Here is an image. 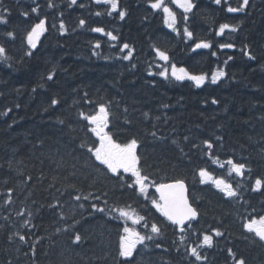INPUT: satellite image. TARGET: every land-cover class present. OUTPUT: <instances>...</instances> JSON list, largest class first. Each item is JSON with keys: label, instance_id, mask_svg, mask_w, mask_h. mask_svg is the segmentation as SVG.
<instances>
[{"label": "trees", "instance_id": "trees-1", "mask_svg": "<svg viewBox=\"0 0 264 264\" xmlns=\"http://www.w3.org/2000/svg\"><path fill=\"white\" fill-rule=\"evenodd\" d=\"M241 2L222 0L216 5L214 0H194L197 7L187 21L193 37L188 39L169 28L162 11L151 9L148 0H119L120 9L127 11L123 20L115 12L96 16L106 6L93 0H77V5L52 0L51 8L49 0H37V5L3 0L0 11L7 8L10 15L7 24H0V44L9 56L0 60V264H125L118 255L123 228L144 234L150 231L142 227L145 222H155L163 231L147 242V248L137 246L133 264H192L194 258L184 252L174 227L151 204L158 198L155 188L144 199L138 190L126 187L132 183L129 173L115 177L79 147L82 142L98 143L79 114L94 113L100 103L110 113L106 131L118 143L138 141L143 173L157 183L187 181L200 213L195 222L198 231L223 232L213 236L211 248L202 250L207 256L203 264H235L228 249L246 264H264V242L243 227L249 218L264 215V188L253 190L255 179H264V0H249L242 12L226 11L228 4L237 7ZM165 4L176 13V27L182 29V9L170 0ZM37 6L39 15L31 12ZM44 17L47 31L31 49L26 33ZM81 19L86 21L83 26ZM225 23L237 31L226 29L218 35ZM95 27L112 32L118 40L91 31ZM9 31L15 33L14 39L7 36ZM201 40L212 47L193 51ZM125 43L133 49L129 60L123 59L128 49L121 51ZM223 43L235 47L220 49ZM157 48L168 54V62L159 58ZM249 51L255 59L245 55ZM172 64L193 75L212 76L220 70L226 75L197 87L191 80L171 78ZM163 68L169 69L168 79L158 74ZM53 99L59 103L52 105ZM205 140L213 142L211 151L221 163L229 158L246 163L251 180L247 173L244 178L227 176V166L218 167L206 154ZM201 168L223 176L234 187L239 182L242 199L226 197L214 185L201 183ZM9 188L13 202L6 205ZM75 195L89 199L76 201ZM57 200L59 205L50 207ZM93 203L105 212L94 211ZM113 206L146 221L112 219L108 209ZM23 209L32 213L35 227L22 226L27 212L23 217L16 213ZM16 232L28 242L20 241ZM77 232L82 240L74 243ZM196 240L192 235L188 245Z\"/></svg>", "mask_w": 264, "mask_h": 264}, {"label": "snow or ice", "instance_id": "snow-or-ice-1", "mask_svg": "<svg viewBox=\"0 0 264 264\" xmlns=\"http://www.w3.org/2000/svg\"><path fill=\"white\" fill-rule=\"evenodd\" d=\"M172 4L177 6L179 9H182L181 21L183 23V28L179 29L176 27L177 25V16L176 13L172 10L171 7L165 4V0H148V4L153 10L162 11L164 14V22L171 28L177 35L183 32V35L191 39L193 37V33L188 30L187 21L189 20V13L193 12V9L197 7L194 0H170ZM93 3L97 5L106 6L105 12L97 11L95 12L96 16H101L103 14H107L111 16L113 12L117 13L119 18L123 20L125 15L127 14L126 10L120 9L119 0H93ZM216 5H221L222 0H214ZM71 5H77V0H70ZM0 5H3V0H0ZM249 6V0H242V2L237 7H232L230 4L227 5L226 11L228 13H237L244 11ZM48 7H54L52 0H49ZM80 7H84L83 4ZM32 13H36L39 15V6L31 9ZM7 15H10V11L7 8H4L0 11V24H7ZM22 15L27 18L29 16V12H23ZM62 15V13H61ZM47 23L48 18L44 17L38 20L33 26H31L30 30L27 31L25 39L27 45L31 49H35L39 42L40 37L47 31ZM86 23L85 20L81 19L79 24L83 26ZM55 26V25H53ZM59 28L62 32L66 31L65 24L61 20ZM226 29H230L231 31H237L235 26L230 24H222L219 26L218 35H223ZM91 31L96 33H101L106 35L110 40L116 41L118 40L117 35H113L112 32H106L103 27H95L92 28ZM8 37L15 38V33L13 31H9L7 33ZM101 47L100 43L97 42L95 44V48L99 49ZM212 47L211 42L201 40L196 42L193 47V51L196 49H209ZM235 45L232 43H223L219 45L220 49H232ZM124 49H128L126 55L123 56V59L129 60L132 57L133 49L130 48L129 44L125 43L122 46L121 51ZM156 53L159 58L165 62L169 61V56L165 51L156 49ZM26 55L31 56L32 52L28 51ZM213 56L216 55L215 52L212 53ZM245 55L249 57V59H255V56L252 53L246 52ZM9 59L8 50L3 45L0 44V60L6 61ZM231 59V57H229ZM160 76L165 79L169 78V69L163 68L162 71L158 73ZM171 78H174L176 81H184L191 80L195 83L197 87H201L205 81L208 79L206 74L201 75H193L188 72L186 68L180 67L177 68L175 64L171 65ZM226 73L223 70L215 72L211 76V82L216 83L221 77L225 76ZM53 78L52 74H49L47 79L51 80ZM87 96V93H85ZM52 105H56L59 103L58 100L53 99L51 101ZM87 103L91 104L92 101H87ZM212 103H217L216 100H213ZM11 111V109H8ZM80 117L87 122V125H90V132L98 138V143L93 142L92 145H88L86 142H82L79 147L84 149L93 159V163L98 162L97 167L104 166L105 170L113 174L115 177H121L122 173H129L130 178H132V183L126 184V187L133 188L138 190L139 194L144 199H149V189L154 187L155 191L159 193L158 198H152L151 204L152 206L166 219V221L170 224V226L174 227V231L179 235V243L184 245V252L191 258L192 264H196V262H200L203 264L204 261L207 260V256L202 254V250L205 247L211 248L214 244L213 236L219 237L223 235L218 228L211 229L212 234H208L207 232H200L195 227V222H198L200 213L196 207L189 201L187 195V186L183 179H177L172 183H157L154 180H151L150 177L143 173L141 168L139 167L140 157L137 155V147L138 141L133 138L126 143H118L116 139L110 134L109 131H106L109 126V110L108 106L104 103H100L98 105V110L94 113L85 114L83 111L80 112ZM155 135V133H153ZM187 139V137H185ZM217 139H220L217 137ZM204 145L208 152L206 153L210 159H213L216 165L220 168H225L227 166L226 175L231 177L233 173L236 176L244 178L246 173L248 174V179L251 180V169L244 162H237L231 158L225 160L223 163L220 162L219 156H214L212 153V149L214 144L211 140H205ZM198 175L201 178V183L212 184L214 185L220 192H222L226 197L235 198L237 201L242 199L241 196V186L239 182H237V186L234 187L233 183L229 180L225 179L223 176L217 177L212 172L208 171L205 168H201L198 171ZM28 180H31L32 177H27ZM264 188V179L257 177L254 181L253 190H260ZM12 192L13 189L9 188L6 193V199L4 203L6 205L12 204ZM91 195V194H89ZM106 195V194H105ZM74 200L80 201L88 200L89 196H81L75 195ZM96 200H100L101 197L96 196ZM59 201L57 200L54 204L50 205V207H57L59 205ZM107 204V200L104 201ZM79 207H83L82 204ZM91 208L96 212H105L104 207H98L97 204H91ZM27 212V218L23 221V227L27 228L31 225V227H35L31 223L32 213L28 212L27 209H23L16 213L17 216L23 217ZM113 213L118 215H112ZM108 214L111 215L112 219H124L128 220L132 219L134 224H140L141 221H146V217L144 216H136V213L133 212L130 217V213L126 208L120 207H111L108 209ZM61 218H63V214H61ZM7 219V218H6ZM142 227L146 230L144 234L140 231H137L133 228H129L125 226L123 228L124 235L120 237L119 247H118V255L124 258L125 264H133V256L136 253V249L138 245H143L147 248V242H151L154 240V237H159L162 234V228L155 222H145ZM243 227L249 233H254L256 237H259V240L264 242V215H260L259 219L249 218L244 224ZM16 236L19 237L20 241L27 243L26 236L16 232ZM192 235L197 236V240L191 243V246L188 245V241ZM202 236V239L200 238ZM82 240L81 235L77 232L74 233V243H79ZM156 247H160L159 244H156ZM177 252L180 251V248L177 247ZM34 252V248H33ZM229 255L233 256L235 259V264H246L245 259L243 257H235V254L232 252V249H228Z\"/></svg>", "mask_w": 264, "mask_h": 264}, {"label": "water", "instance_id": "water-1", "mask_svg": "<svg viewBox=\"0 0 264 264\" xmlns=\"http://www.w3.org/2000/svg\"><path fill=\"white\" fill-rule=\"evenodd\" d=\"M174 182V181H173ZM185 182V181H184ZM169 183H172V182H169ZM186 186H187V195H188V198H189V201H190V197H189V187L187 185V183L185 182ZM191 202V201H190ZM194 206V205H193ZM195 207V206H194Z\"/></svg>", "mask_w": 264, "mask_h": 264}, {"label": "rangeland", "instance_id": "rangeland-1", "mask_svg": "<svg viewBox=\"0 0 264 264\" xmlns=\"http://www.w3.org/2000/svg\"><path fill=\"white\" fill-rule=\"evenodd\" d=\"M31 1H33V3H36V2H37V0H31ZM207 76H208V75H207ZM208 80L211 81V76H208Z\"/></svg>", "mask_w": 264, "mask_h": 264}]
</instances>
